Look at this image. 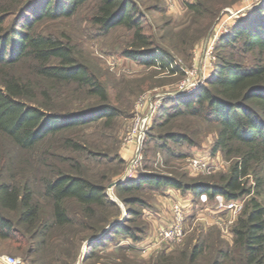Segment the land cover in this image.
Instances as JSON below:
<instances>
[{
  "label": "trees",
  "instance_id": "trees-1",
  "mask_svg": "<svg viewBox=\"0 0 264 264\" xmlns=\"http://www.w3.org/2000/svg\"><path fill=\"white\" fill-rule=\"evenodd\" d=\"M87 6L92 7L90 22L100 34L119 28L130 32L123 58L147 69H156L157 61L163 69L167 66L158 54L161 49L145 33V17L131 0H0V241L19 250L51 237L56 229L72 226L69 202L81 208L84 219L78 224L83 230L95 233L103 229L94 227L99 211L117 209L106 196L105 183L64 166L65 158L55 151L59 141L61 150L83 151L82 144L67 135L97 123L109 124L119 114L109 104L107 84L81 59L71 40L38 30L46 21L73 19ZM202 6L200 1L186 4L196 15L202 13ZM216 50L218 61L205 85L192 96L164 101L153 123L158 121L156 126L165 128L177 119L190 118L215 126L214 153L221 151L232 160L230 170L217 179L192 182L144 173L116 185L114 194L128 207L129 216L138 215L130 206L147 207L145 200L135 195L145 187L174 189L207 200L222 197L227 203L248 197L232 225L233 248L217 250V259L209 264H264V6L240 19L219 39ZM239 53L259 57L248 66L236 59ZM161 139L191 142L188 135L178 133H167ZM36 151L39 155L34 159ZM9 152L21 156L7 163L1 157ZM27 167L31 172L24 170ZM16 171L18 177L10 175ZM251 179L255 188L249 185ZM37 189L50 204L49 218L43 216ZM8 213L15 214L17 220ZM110 231L135 243L141 241V231L126 225L117 224ZM202 260H206L204 249L193 247L188 253L162 255L155 263L200 264Z\"/></svg>",
  "mask_w": 264,
  "mask_h": 264
},
{
  "label": "rangeland",
  "instance_id": "rangeland-1",
  "mask_svg": "<svg viewBox=\"0 0 264 264\" xmlns=\"http://www.w3.org/2000/svg\"><path fill=\"white\" fill-rule=\"evenodd\" d=\"M131 1L145 17V33L151 35L154 45L178 63L180 68L177 75L147 69L123 58L122 50L130 44V32L119 28L108 35L100 34L90 22L93 11L90 6L73 19L46 21L38 28L43 33L64 35L71 40L81 59L101 75L109 90V104L119 111L118 117L109 124L97 123L67 135L80 142L83 151L61 150V142L55 144L56 153L65 158L62 161L64 166H73L80 175L85 172L93 181L105 183L106 196L117 205V209L99 211V222L94 227L103 229L95 233L83 230L78 224L84 219L81 208L69 202L67 208L73 219L72 226L54 230L51 237L37 239L25 250H19L10 242L0 241V258L15 257L21 264H156L155 261L162 255L173 256L176 252L188 253L193 247H202L206 260L200 264H209L217 259V250L233 248V227L229 225L233 215L227 212L228 203L222 197L203 201L204 196L197 198L174 189L145 187L135 195L144 199L147 207L130 206L138 215L129 216L126 211L128 207L115 196L114 188L110 189V186L129 173V166L135 159V153L130 148L127 151L124 136L131 126L136 104L141 98L148 97L154 104L159 102L158 112L164 101L185 97L180 94L183 84L199 82L202 88L218 61L216 48L219 39L249 11L264 6V0H222L219 3L213 0ZM198 1L203 4L202 13L196 15L189 12L186 4ZM238 56L236 59L248 66L254 65L259 57L252 53H239ZM157 122L147 133L132 179L124 183L134 181L144 173L177 177L185 182L210 181L230 170L232 160L227 159L221 151L214 153L218 137L215 126L190 118L177 119L165 128L156 126L159 125ZM167 133L186 134L191 142L162 140L161 137ZM37 155L38 151L34 159ZM14 156L21 155L9 152L1 158L10 163ZM192 158L204 159L210 167L213 166L212 170L208 173L195 172L189 165ZM27 169L29 167L24 170ZM8 173L5 172L6 175ZM19 174L16 171L10 175L16 178ZM249 185L255 188L252 179ZM35 196L43 207V216L51 217L50 204L43 200L41 189L35 191ZM248 200V197L241 199L244 206ZM176 203L186 210L185 239L176 246L157 245V231L170 225L172 206ZM6 215L17 220L15 214ZM239 218L240 214L235 220ZM117 224L141 231V241L135 243L121 234L114 236L110 229ZM92 251L95 252L93 257L90 256Z\"/></svg>",
  "mask_w": 264,
  "mask_h": 264
},
{
  "label": "built area",
  "instance_id": "built-area-1",
  "mask_svg": "<svg viewBox=\"0 0 264 264\" xmlns=\"http://www.w3.org/2000/svg\"><path fill=\"white\" fill-rule=\"evenodd\" d=\"M158 54L164 58L167 66L163 69L160 62L157 61L156 69L167 75H177L180 67L176 60L164 53L158 52ZM182 87L180 94L184 96L193 95L201 88V83L193 82V84L190 85L185 83ZM158 107L159 102L154 104L148 97L141 98L136 104V112L132 118L131 126L124 136L127 151H129L130 148V151L135 153V159L129 166V173L121 180L123 183L132 179V174L137 165L143 143L147 133L152 127ZM189 165L195 172L199 173H208L213 168V166L211 165L212 167H210L204 159L199 158L189 159ZM203 201H207L205 196L203 197ZM243 207L244 204L241 200L228 203L226 210L233 215V220L229 222V225H233L236 222V216L241 213ZM185 223V208L180 203L174 204L172 206V221L170 225L160 227L157 231V245L166 244L176 246L182 244L186 236ZM146 252H148V250H146ZM0 264H21V262L15 257L5 256L0 258Z\"/></svg>",
  "mask_w": 264,
  "mask_h": 264
},
{
  "label": "water",
  "instance_id": "water-1",
  "mask_svg": "<svg viewBox=\"0 0 264 264\" xmlns=\"http://www.w3.org/2000/svg\"><path fill=\"white\" fill-rule=\"evenodd\" d=\"M120 183H123L122 181H119V182H117V183H115V184H112L111 186H110V189H113L116 185H118V184H120Z\"/></svg>",
  "mask_w": 264,
  "mask_h": 264
},
{
  "label": "crops",
  "instance_id": "crops-1",
  "mask_svg": "<svg viewBox=\"0 0 264 264\" xmlns=\"http://www.w3.org/2000/svg\"><path fill=\"white\" fill-rule=\"evenodd\" d=\"M192 3V2H191Z\"/></svg>",
  "mask_w": 264,
  "mask_h": 264
}]
</instances>
